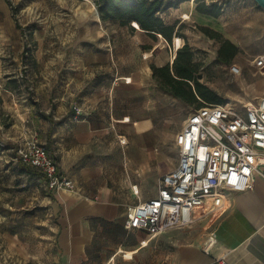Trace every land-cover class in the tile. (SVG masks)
Instances as JSON below:
<instances>
[{
    "label": "crops",
    "instance_id": "crops-1",
    "mask_svg": "<svg viewBox=\"0 0 264 264\" xmlns=\"http://www.w3.org/2000/svg\"><path fill=\"white\" fill-rule=\"evenodd\" d=\"M229 1L185 0L163 13L164 23L182 35L172 45L134 23L100 21L109 36L75 40L65 72L52 71L51 85L37 88L33 131L75 184L73 191H52L56 237L39 264H138L145 255L150 264L158 250L171 263L173 249L180 264H264L262 177L252 190L230 194L223 209L196 212L189 226L154 238L125 226L128 208L156 197V174L165 172L156 144L172 95L160 89L152 67L171 63L176 39L180 48L189 40L188 27L209 28L233 44L236 24L263 27L264 10L256 3L263 17L241 20L228 13ZM203 3L221 7V15L201 13L197 8ZM74 104L83 110L79 120ZM211 236L215 244L206 251Z\"/></svg>",
    "mask_w": 264,
    "mask_h": 264
},
{
    "label": "rangeland",
    "instance_id": "rangeland-1",
    "mask_svg": "<svg viewBox=\"0 0 264 264\" xmlns=\"http://www.w3.org/2000/svg\"><path fill=\"white\" fill-rule=\"evenodd\" d=\"M229 3L232 17H263L254 0ZM100 21L104 24L94 0H0V264H39V255L45 256L55 241L52 191L41 173L16 160L15 151L35 127L40 104L37 88L51 85L52 71L65 72L75 40L83 43L99 35L109 36L104 27L99 28ZM236 25L232 31L238 53L230 63L218 58L222 41L200 28L188 27L185 33L200 83L221 104L239 108L264 97V78L253 65L256 57L264 55V23L258 29H246L243 22ZM172 49L171 67L179 50ZM233 65L240 67L241 75L231 72ZM170 100V113L158 127L161 137L156 153L164 157L165 172L156 174V186L178 161L176 137L189 115L199 105H209L201 98L191 104L173 96ZM172 253L169 263L158 250L150 264H180L175 249ZM147 258L141 257L138 264H148Z\"/></svg>",
    "mask_w": 264,
    "mask_h": 264
},
{
    "label": "built area",
    "instance_id": "built-area-1",
    "mask_svg": "<svg viewBox=\"0 0 264 264\" xmlns=\"http://www.w3.org/2000/svg\"><path fill=\"white\" fill-rule=\"evenodd\" d=\"M253 65L264 78V55ZM234 75H241L237 65ZM75 119L83 110L74 104ZM177 166L162 176L153 199L128 208L126 228L157 237L191 225L199 210L214 212L229 203L232 193L252 190L264 179V97L239 108L231 104L205 105L191 112L176 137ZM16 160L42 174L50 191H73L74 181L63 175L56 159L30 132L16 148ZM215 244L211 236L206 251Z\"/></svg>",
    "mask_w": 264,
    "mask_h": 264
},
{
    "label": "trees",
    "instance_id": "trees-1",
    "mask_svg": "<svg viewBox=\"0 0 264 264\" xmlns=\"http://www.w3.org/2000/svg\"><path fill=\"white\" fill-rule=\"evenodd\" d=\"M185 0H94L103 22L117 21L121 25L138 23L141 30L151 36L162 35L172 45L173 39L182 37L180 31L175 34V26L166 25L161 15L171 8H176ZM201 13L218 17L221 7L213 5L209 8L205 3L197 8ZM200 29L212 39L222 41L219 50V60L230 63L238 53V48L221 33L209 28ZM193 51L186 43L178 50L173 67L167 65L163 68L152 67L153 77L161 90L171 94L176 99L186 103H196L201 98L209 105H219L222 100L208 87L200 83L193 65ZM194 85V86H193ZM205 105H199V109ZM32 173L33 170H28Z\"/></svg>",
    "mask_w": 264,
    "mask_h": 264
},
{
    "label": "bare ground",
    "instance_id": "bare-ground-1",
    "mask_svg": "<svg viewBox=\"0 0 264 264\" xmlns=\"http://www.w3.org/2000/svg\"><path fill=\"white\" fill-rule=\"evenodd\" d=\"M186 18H188V17H186ZM134 25L136 27L140 28L138 23L135 22ZM175 47H176V49H180V47H181V41L179 39H176V41H175ZM126 255H127L128 258H132L133 257V253H131V252L127 253Z\"/></svg>",
    "mask_w": 264,
    "mask_h": 264
},
{
    "label": "water",
    "instance_id": "water-1",
    "mask_svg": "<svg viewBox=\"0 0 264 264\" xmlns=\"http://www.w3.org/2000/svg\"><path fill=\"white\" fill-rule=\"evenodd\" d=\"M254 1L262 10H264V0H254ZM97 15L100 19V14H99L98 9H97Z\"/></svg>",
    "mask_w": 264,
    "mask_h": 264
}]
</instances>
